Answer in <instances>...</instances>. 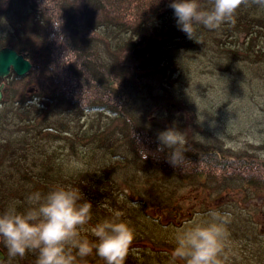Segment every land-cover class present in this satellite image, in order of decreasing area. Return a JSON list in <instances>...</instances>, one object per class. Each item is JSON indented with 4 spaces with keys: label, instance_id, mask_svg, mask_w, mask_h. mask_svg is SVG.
<instances>
[{
    "label": "trees",
    "instance_id": "obj_1",
    "mask_svg": "<svg viewBox=\"0 0 264 264\" xmlns=\"http://www.w3.org/2000/svg\"><path fill=\"white\" fill-rule=\"evenodd\" d=\"M171 2L0 0V25L9 26L0 36V49L13 48L32 64L24 76L12 73L7 77L3 89L0 211L13 201L23 206L30 192L46 193L56 187L71 186L79 190L83 199L93 203L90 225L120 211L121 219L134 229L132 248L139 245L141 250L135 253L130 249L125 264H166L174 232L170 238L168 228L148 212L149 203L160 209H174L164 198L167 184L188 177L201 181L205 177L209 182L208 198L200 213L209 209L227 212L229 236L233 235V239L240 236L237 221L241 215L234 204L228 203L225 207L211 205V202L221 200L222 193L229 188L225 194L233 191L236 195L238 191L234 188L238 186L243 189L244 202L251 200L257 206L263 203L264 158L247 152L225 153L217 146L203 145V151L198 154L182 149L184 163L173 166L168 162V149L157 151L158 135L138 125L129 97H141L143 103L158 106L170 103L180 109L186 108L170 88L161 85V89H155L146 80L155 72H165L170 67L172 71L167 82L175 84L181 80L180 72H185L186 65L173 52H188L207 45L224 54L227 62L231 60L230 64L245 65L252 76L260 78L259 83L257 80L253 83L258 87L256 91L260 93L264 110V8L241 6L234 24H225L216 30L201 26L198 38L193 40L178 30L174 11L169 7ZM201 2L210 7L208 0ZM232 29L245 34L241 43L235 32L230 33ZM153 41H163V50L137 53ZM221 63L215 62L217 66ZM1 81L0 78V84ZM30 85L35 87L33 92L29 90ZM89 113L104 114L111 120L106 125L97 122L100 125L97 129L87 128L86 115ZM173 118L182 119V113ZM260 120H264V114ZM57 138L105 147L110 156L93 172L83 169L69 173L66 165L59 161L62 155L56 149L42 150V141L50 145V141ZM110 140L111 145H108ZM189 140L186 136L188 145L193 147L194 143ZM120 144L129 148L138 161L135 162L137 168L150 169L163 180L158 177L152 188L144 192L131 190L127 194L118 188L114 184L117 183L114 172L125 164L115 159L112 149ZM72 148L75 150L73 145ZM133 173L138 172L134 170ZM134 194H138L137 200H133ZM228 196V200L233 201V196ZM195 214L191 212V217ZM248 219L245 224L248 234L244 237L259 241L264 223L260 225L251 214ZM0 249L7 257L2 243ZM12 259L16 264H35L36 257L29 253L23 258ZM87 264H103V261L93 254Z\"/></svg>",
    "mask_w": 264,
    "mask_h": 264
},
{
    "label": "rangeland",
    "instance_id": "obj_2",
    "mask_svg": "<svg viewBox=\"0 0 264 264\" xmlns=\"http://www.w3.org/2000/svg\"><path fill=\"white\" fill-rule=\"evenodd\" d=\"M8 27V24L0 25V36L5 34ZM231 32L238 35L241 43L245 34L233 29ZM162 42L153 41L151 47L155 50H163ZM189 50L188 52H186L187 50L178 51V54L173 52V54H176L174 56L186 65L185 72H180L182 75L180 81L173 85L167 82V76L172 71L170 67H167L165 72H155L146 80V83L154 86L155 89H161V85L170 88L171 92L185 104L186 108L180 109L170 105V103L167 104L168 107L158 106L154 103H143L141 97H129L130 104L132 103L134 109L133 115L138 125L148 128L157 135L167 129H175L181 132L184 134L182 149H187L192 154L202 152L203 145L208 147L214 145L225 151V153L247 152L249 155L253 153L264 158V120H260L264 110L261 109L260 100L262 99L258 96L260 93L256 91L258 87L253 83L254 80L259 83L260 78L252 76V71H249L245 65L230 64L229 61L231 60L227 62L224 54L221 55L213 47L205 45L202 48ZM138 52L141 51L138 50ZM217 61L228 64L223 66L221 63L217 66L215 64ZM34 89L35 87L30 85L29 90L33 92ZM115 91L117 90L115 89ZM134 100H136V103H134ZM179 113H182V119L173 118L178 116ZM109 120L111 119L104 114L89 113L86 115L87 128L97 129L101 124L106 125ZM75 128L77 127L75 126ZM186 136L189 137V141L194 143L193 147L188 145ZM52 140L50 145L48 142L42 141L43 152L46 148H49V150L56 149L62 155V160L59 161L62 162V165H66L69 173L83 169L93 172V170L100 167L101 162L106 163L108 156H110L105 147L100 148L90 142L82 144L79 141L72 142L71 140L58 138ZM111 142L110 140L108 145H111ZM43 145L46 147L43 148ZM112 150L116 154L115 159L127 165L117 167L114 172V178L117 182L114 184L118 188L121 187L120 189L127 191V194L131 190L135 192L137 190L147 191L152 188L153 183L158 181L156 180L158 177L160 180L163 178L152 174L150 169L148 171L137 168L135 165L137 160L127 146L121 145ZM134 170L138 173L134 174ZM93 182L98 187V184L95 181ZM208 185L209 182L205 177L201 181L191 177L184 181L172 180L167 186L165 185L164 193L166 195H164V198L168 200L169 206L175 208L160 209L157 205L149 203L148 212L161 225L163 224L168 228V234H171L168 236L172 238L175 228L180 226L185 219L190 218L191 212L200 213L204 210L206 205L204 203L208 198ZM70 188L72 187L70 186ZM234 189L236 192L238 191L236 195L233 191L225 194L230 190L229 188L222 193L221 200L211 202V205H225V207L228 203H233L234 209L238 210L241 215L240 218L238 217L239 221H237L239 223L237 232L240 236L233 239L232 235L228 238L229 264H264V226L261 227L262 235L259 241H250L248 237H244L245 234H248V228L245 224L249 220V214H251V217H256L260 225L264 223V211H259L264 210V202L258 206L255 205L256 203H252L251 200L244 202L242 199L244 196L242 194L243 189L238 186ZM228 195L233 196L234 202L228 200ZM137 196L138 194H134L133 200H137ZM90 226H86L83 233L88 238L91 237L90 231L87 230ZM234 229H236V226ZM138 246L131 247V250L138 253L141 250V247ZM16 263V260L11 258L5 264ZM151 264H154V262Z\"/></svg>",
    "mask_w": 264,
    "mask_h": 264
},
{
    "label": "clouds",
    "instance_id": "obj_3",
    "mask_svg": "<svg viewBox=\"0 0 264 264\" xmlns=\"http://www.w3.org/2000/svg\"><path fill=\"white\" fill-rule=\"evenodd\" d=\"M172 0L178 30L189 39L198 38L199 28L219 29L234 24L241 6L264 8V0ZM158 152L169 150L168 162L184 163V134L167 129L158 134ZM93 203L78 189L56 187L46 193L30 192L21 202H11L0 211V243L7 249L6 260L35 254V264H87L93 254L103 264H125L135 240V231L122 213L91 225ZM227 212L209 209L196 213L174 230L173 247L166 264H229Z\"/></svg>",
    "mask_w": 264,
    "mask_h": 264
},
{
    "label": "water",
    "instance_id": "obj_4",
    "mask_svg": "<svg viewBox=\"0 0 264 264\" xmlns=\"http://www.w3.org/2000/svg\"><path fill=\"white\" fill-rule=\"evenodd\" d=\"M155 50L151 47V43L143 50ZM140 52V53H141ZM137 53H139L137 51ZM32 68L31 62L26 59L22 54L18 53L15 49L4 47L0 49V78L3 82L0 84V103L3 100V89L5 87L4 80L13 72L17 76H24ZM0 258H4L3 252L0 251ZM2 259H0L1 261Z\"/></svg>",
    "mask_w": 264,
    "mask_h": 264
},
{
    "label": "flooded vegetation",
    "instance_id": "obj_5",
    "mask_svg": "<svg viewBox=\"0 0 264 264\" xmlns=\"http://www.w3.org/2000/svg\"><path fill=\"white\" fill-rule=\"evenodd\" d=\"M0 251L3 252L1 249H0ZM3 254H4V252H3ZM4 257H5V254H4ZM4 261H5V260L2 259V260L0 261V264H1L2 262H4Z\"/></svg>",
    "mask_w": 264,
    "mask_h": 264
}]
</instances>
